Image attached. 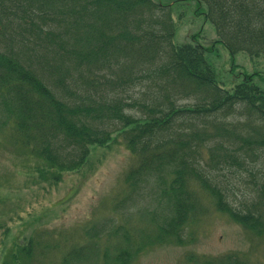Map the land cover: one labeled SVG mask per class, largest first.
Instances as JSON below:
<instances>
[{"label": "trees", "instance_id": "16d2710c", "mask_svg": "<svg viewBox=\"0 0 264 264\" xmlns=\"http://www.w3.org/2000/svg\"><path fill=\"white\" fill-rule=\"evenodd\" d=\"M194 1L195 13L213 27V44L226 51L232 69L238 53L264 61V0ZM171 14L169 5L152 0H0V39L13 29L25 40L31 34L44 45V55L58 61L53 73L40 53L0 48V132L11 127L13 139L38 159V171L54 182L82 168L91 149L104 147L117 132L134 157L126 187L140 197L150 191V227L132 242L127 229L110 218L102 231L119 241L114 251H102L101 263L93 241L91 264H129L147 246L182 245L185 226L202 207L195 185L217 211L264 233V182L253 200L259 207L243 210L229 201L213 173L233 168L249 174L252 159L264 160L263 75L241 72L236 82L223 86L207 57L213 45L203 47L195 37L173 43ZM74 74L92 78L91 86L105 80L112 95L87 96ZM141 80L152 88L149 97L138 91V100L129 88ZM119 88L126 98L117 96ZM205 157L212 166H206ZM20 250L31 259L32 240ZM18 259L14 255V262ZM84 259L74 249L62 264ZM194 264L244 263L224 256Z\"/></svg>", "mask_w": 264, "mask_h": 264}, {"label": "rangeland", "instance_id": "374dc122", "mask_svg": "<svg viewBox=\"0 0 264 264\" xmlns=\"http://www.w3.org/2000/svg\"><path fill=\"white\" fill-rule=\"evenodd\" d=\"M152 1L169 5L175 24L173 43L191 42L195 37V43L203 47L213 45V51L207 57L223 86L236 82L241 72H258L264 79V61L261 58L238 53L234 60L236 68L232 69L226 51L213 44L216 40L213 27L205 22L203 15L195 13L194 0ZM5 32L0 39L1 49L9 48L31 55L40 53L54 73L58 61L44 55L46 49L42 42L31 34L28 35L29 40H25L15 29ZM4 43L7 45L3 46ZM104 75L106 78L112 76ZM73 78L78 88L93 99L105 93L112 95L105 80L100 79L97 87L95 83L90 85L92 78L79 79L78 74ZM115 78L110 79L113 82ZM141 81V84L135 81L129 88V94L135 91L134 96L138 100L141 99L138 91L149 97L152 88L150 81ZM66 83L73 88L70 80L67 79ZM260 83L264 87V80ZM152 91L158 90L153 88ZM117 96L126 98L127 95L119 88ZM13 138L11 127L0 132V264H62L63 257L74 249L87 256L79 264H91L95 260L92 257L88 259V256L95 240L100 255L98 263H101L102 251L108 248L114 251L119 241L107 238L106 232L102 231L104 227L101 226L108 225L110 218H116L127 229L132 242H137L139 231L150 227V191L140 197L131 195L126 187L125 175L133 165L134 157L117 132L112 133L111 140L104 147L91 149L82 168L60 174L57 182L49 178V173L39 172L36 168L38 159L32 156L30 148L22 147ZM202 151L203 155L207 152L205 147ZM205 159L208 160L206 166H212L209 157ZM251 161L252 173L249 174L233 168L213 170L221 180L229 201L243 210L259 207L253 200L264 182V160ZM195 186L202 207L197 217L185 226L184 243L147 246L135 252L129 264H194L195 260L217 261L224 256H231L244 264H264V233L251 232L217 211L212 199ZM95 229L99 231L96 237ZM29 239L32 240V258L27 260L20 248L27 245ZM14 255L20 256L17 262H14Z\"/></svg>", "mask_w": 264, "mask_h": 264}]
</instances>
